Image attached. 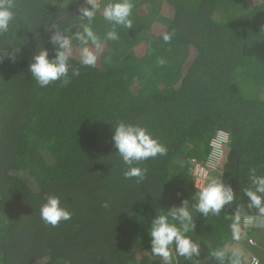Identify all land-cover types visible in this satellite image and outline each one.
<instances>
[{"label":"trees","instance_id":"trees-1","mask_svg":"<svg viewBox=\"0 0 264 264\" xmlns=\"http://www.w3.org/2000/svg\"><path fill=\"white\" fill-rule=\"evenodd\" d=\"M132 2L133 28L117 27L119 40L106 42L95 66L73 54L80 75L41 88L31 55L43 46L54 54L51 25L79 30L82 0H16L0 35V50L21 48L0 63V264H164L150 250L151 219L195 194L191 166L206 162L220 131L230 136L221 176L237 194L219 215L198 214L189 235L200 264H217L209 253L232 247L238 209L264 218L244 195L249 169L264 175V0ZM94 29H110L102 10ZM164 32L175 33L169 43ZM120 121L146 126L168 149L138 165L148 170L140 183L124 178L113 146ZM47 195L61 198L69 221L41 220ZM241 226L240 242L264 264V228Z\"/></svg>","mask_w":264,"mask_h":264},{"label":"clouds","instance_id":"clouds-1","mask_svg":"<svg viewBox=\"0 0 264 264\" xmlns=\"http://www.w3.org/2000/svg\"><path fill=\"white\" fill-rule=\"evenodd\" d=\"M76 2L79 4L81 0ZM82 4L76 15L80 21L79 30L69 35L57 24L51 25L48 43L52 45L54 54H50L43 46L36 47L31 55L28 72L41 88L56 81L66 86L71 82L72 76L80 75L79 69L71 64L74 51L81 66H95L98 59L97 52L103 49L106 42L119 40L117 27L133 28V21L130 18L134 8L132 0H107L103 5L100 0H82ZM16 7V0H0V35L7 33L10 25L15 21ZM101 10L104 20L110 25V29L102 36L94 29L95 19ZM174 34V32H164L162 40L169 43ZM7 49L0 50V63L5 56L15 61V57L21 51V48H11V51ZM165 63L164 59L158 60L161 66ZM112 130L113 146L125 165L123 171L125 179L135 178L137 183L142 182L148 170L138 165L150 158L167 155V147L146 126L120 121ZM218 135L224 141L229 138V134L224 131H220ZM249 179L250 185L244 189V195L249 201L248 208H255L264 216V175H259L256 168H250ZM236 194L232 185L225 181L223 176L214 177L198 184V190L190 198L195 202L190 204V199L186 198L179 206L172 205L167 210L163 208L160 214H155L151 219V226L147 230L152 255L161 257L164 264H173L177 256L183 257L187 264H200L201 246L189 235L195 232L198 214H202L203 217L210 214L219 215L226 205L233 204ZM103 206L107 208L108 204L105 203ZM39 211L41 220L53 227L69 221L73 215L57 195H47ZM241 215L242 210L238 209L229 225L232 239L237 242L247 235L241 226ZM209 256L217 261V264H225L226 261L229 264H243L245 261L242 250L228 244L212 250ZM252 264H259V261L253 258Z\"/></svg>","mask_w":264,"mask_h":264},{"label":"built area","instance_id":"built-area-1","mask_svg":"<svg viewBox=\"0 0 264 264\" xmlns=\"http://www.w3.org/2000/svg\"><path fill=\"white\" fill-rule=\"evenodd\" d=\"M219 132L212 139L210 143V153L205 163L194 162L191 166L190 174L193 177L195 188L198 190V184L206 182L209 178L220 177L222 170L226 164L227 157L226 151L230 144V136L227 141L222 140L219 137ZM242 225L246 229L264 228V218L246 216L241 218ZM253 258L262 262L254 254L246 259L243 264H252Z\"/></svg>","mask_w":264,"mask_h":264},{"label":"crops","instance_id":"crops-1","mask_svg":"<svg viewBox=\"0 0 264 264\" xmlns=\"http://www.w3.org/2000/svg\"><path fill=\"white\" fill-rule=\"evenodd\" d=\"M261 233L263 232L264 233V229L262 231H260ZM232 247H236V248H240L243 252V257H244V260L246 259H249L254 253L252 252V250L247 247V245H245V243H242V242H233L232 244ZM256 255V254H254Z\"/></svg>","mask_w":264,"mask_h":264},{"label":"rangeland","instance_id":"rangeland-1","mask_svg":"<svg viewBox=\"0 0 264 264\" xmlns=\"http://www.w3.org/2000/svg\"><path fill=\"white\" fill-rule=\"evenodd\" d=\"M74 54L77 55V53L74 51ZM263 256H264V249H263Z\"/></svg>","mask_w":264,"mask_h":264}]
</instances>
